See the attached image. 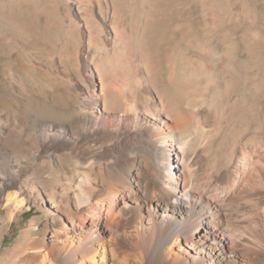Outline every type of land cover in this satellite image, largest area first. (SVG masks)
<instances>
[{"label":"bare ground","instance_id":"1","mask_svg":"<svg viewBox=\"0 0 264 264\" xmlns=\"http://www.w3.org/2000/svg\"><path fill=\"white\" fill-rule=\"evenodd\" d=\"M142 4L136 31L111 25L106 32L89 15L86 73L77 64L52 78L26 43L0 38L3 56L27 61L16 87L25 120L1 115L0 99L2 235L44 194L52 208L46 218L64 212L66 220L55 233L46 228L41 252L24 264H264L261 106L246 104L241 68L218 76L177 60L165 73L144 45L148 18L166 11ZM228 76L234 84L220 91ZM236 86L239 94L222 104ZM250 91L257 94L256 84ZM55 166L80 175L85 189L57 197L40 177L23 178Z\"/></svg>","mask_w":264,"mask_h":264},{"label":"rangeland","instance_id":"2","mask_svg":"<svg viewBox=\"0 0 264 264\" xmlns=\"http://www.w3.org/2000/svg\"><path fill=\"white\" fill-rule=\"evenodd\" d=\"M147 4L166 11L165 16L148 18L150 28L144 45L149 52L158 32L164 31L161 41L154 47L155 53L147 52L146 55L157 57L165 73L177 60L194 61L198 66L212 69L218 76L225 68H241L248 82L245 102L250 106L259 104L264 114V0H147ZM142 5V0H0V38L26 43L29 49L35 50L39 69L48 68L46 71L52 78L65 76L77 64L86 73L91 71L84 59L89 15L106 32L111 25L136 31L143 19ZM5 49L0 45L1 115L7 114L20 123L26 118V110L20 104L16 87L23 84L19 78L27 61L16 56L9 60L1 54ZM28 63L38 67L32 61ZM227 82L235 81L230 76L219 79L220 91ZM253 83L257 86L255 96L250 91ZM240 91L237 86L233 87L228 97L221 100L222 104H227L230 97ZM27 112L34 115L37 110ZM260 125L264 128L261 116ZM0 139H4L1 134ZM58 157L67 162L65 153H59ZM24 174L28 183L40 177L44 190L57 197L77 195L85 189L80 175H70L56 166L28 169ZM12 192L19 195L17 189ZM47 201L44 194L42 200L30 199L23 211L14 214L3 235L1 218L6 205L0 203V264L32 261L33 255L42 250L46 228L55 233L59 223L65 222L64 212L46 218L45 212L52 209ZM114 208L120 211L122 204L117 202ZM29 226L34 230L27 231ZM181 248H185L183 244Z\"/></svg>","mask_w":264,"mask_h":264}]
</instances>
